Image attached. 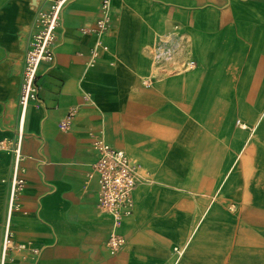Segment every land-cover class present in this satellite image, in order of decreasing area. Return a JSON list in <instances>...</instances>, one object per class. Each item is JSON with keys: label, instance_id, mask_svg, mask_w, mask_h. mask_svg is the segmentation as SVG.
Segmentation results:
<instances>
[{"label": "crops", "instance_id": "0c3cea01", "mask_svg": "<svg viewBox=\"0 0 264 264\" xmlns=\"http://www.w3.org/2000/svg\"><path fill=\"white\" fill-rule=\"evenodd\" d=\"M48 7L0 0V140L17 139L25 59ZM162 47L195 68L153 77L154 63L172 66L155 61ZM40 78L6 253L15 155L0 152V264H264V0H75ZM98 140L140 166L119 228L87 178ZM113 231L126 240L116 255Z\"/></svg>", "mask_w": 264, "mask_h": 264}, {"label": "built area", "instance_id": "2783aa9c", "mask_svg": "<svg viewBox=\"0 0 264 264\" xmlns=\"http://www.w3.org/2000/svg\"><path fill=\"white\" fill-rule=\"evenodd\" d=\"M75 0H49L47 10L41 12L37 18L38 30L34 35L31 47L27 52L24 67V76L22 91L20 96L21 117L20 128L16 140H0V152L12 151L15 155V169L12 178V186L9 204V221L5 232L3 251L14 246L13 232L11 230V215L20 210L18 202L19 195L26 186V180L18 175L20 164L23 159L22 142L24 136V125L26 114L31 102L39 99L42 89L40 84V68L42 64H51L55 61V47L57 40V31L62 22V13L65 7ZM108 3L103 5L101 16L96 21L98 31H104L108 28L109 16ZM105 48V46H103ZM175 50L159 51V62L173 58ZM98 56V53H95ZM171 56V58H170ZM156 55V59H157ZM158 63V61H157ZM184 65L188 69H193L196 62L192 59H186ZM74 112L68 115V119L61 123L64 130L69 129ZM240 124V123H239ZM245 127L244 125H241ZM95 148L98 150L99 157L94 163L92 170L88 173V181L96 179L98 183V207L103 213L109 214L113 219L115 228H119L126 217L134 212V190L141 177L139 174L140 166L122 149L115 148L103 140L95 142ZM125 238L118 232H111L107 241V248L111 255H116L125 245ZM174 252L181 254L182 250L178 247ZM170 264V263H165Z\"/></svg>", "mask_w": 264, "mask_h": 264}, {"label": "bare ground", "instance_id": "6f19581e", "mask_svg": "<svg viewBox=\"0 0 264 264\" xmlns=\"http://www.w3.org/2000/svg\"><path fill=\"white\" fill-rule=\"evenodd\" d=\"M171 65L172 66H159L158 64L154 63L153 66V77H161V76H166V75H172L173 73L176 74H182L188 71H191L193 69H188L185 67L184 62H180L177 60V54H174V57L171 59ZM150 78H145L143 80V83L148 84ZM245 128V127H244Z\"/></svg>", "mask_w": 264, "mask_h": 264}, {"label": "rangeland", "instance_id": "374dc122", "mask_svg": "<svg viewBox=\"0 0 264 264\" xmlns=\"http://www.w3.org/2000/svg\"><path fill=\"white\" fill-rule=\"evenodd\" d=\"M163 48V47H162ZM159 48H157V52H155V54H154V57H155V61L157 62L158 61V63L159 64H165L166 62H168L169 61V58L168 59H166V60H164V61H161V62H159V59H160V54H159V50H158ZM163 50H165V53H167L168 51H169V49H166L165 47L163 48ZM174 54H176V52H174L173 53V57H174ZM156 55L158 56L157 57V59H156ZM170 58H171V56H170ZM184 62V61H183ZM160 66V65H159ZM192 71V70H191ZM176 73H173L172 75H175ZM172 75H170V76H172ZM169 76V75H168ZM152 82L153 81H151V80H149V83L148 84H145V83H143L144 85H146V86H148V85H150V84H152Z\"/></svg>", "mask_w": 264, "mask_h": 264}]
</instances>
